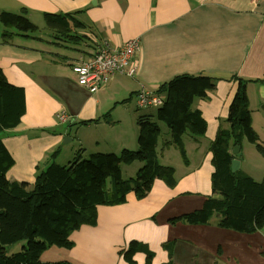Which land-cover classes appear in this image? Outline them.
Returning a JSON list of instances; mask_svg holds the SVG:
<instances>
[{
  "label": "crops",
  "instance_id": "0c3cea01",
  "mask_svg": "<svg viewBox=\"0 0 264 264\" xmlns=\"http://www.w3.org/2000/svg\"><path fill=\"white\" fill-rule=\"evenodd\" d=\"M3 11L24 13L36 26L45 21L46 13L76 12L75 19L82 26L72 33L85 37L70 46L68 40L56 38V31L48 41L10 31L14 35L4 43L5 27L0 23V68L26 95V114L20 124L0 136L15 161L7 175L11 181L32 186L37 169L43 170L56 151L54 161L61 165L67 143L54 130L62 125L58 120L61 112L71 117L68 123L92 121L82 125L95 134L109 105L133 99L137 104L143 88L156 91L181 74L219 79L209 99L194 103L207 131L195 141L190 136L184 139L188 163L178 160L180 153L174 146L164 149V142L160 147L158 143L163 165L174 166L169 162L171 155L185 168L179 172L174 166L176 186L168 187L158 179L144 199L130 194L123 205L100 206L96 226L75 231L70 250L50 248L46 260L42 257L44 262L129 264L121 251L138 241L153 253V264H264V228L250 234L223 229L218 226V214L203 225L176 220L202 208L213 193L210 143L219 128L227 127L229 106L239 87L232 77L246 81L252 127L261 139L264 135V84L255 82L264 77V0H0V13ZM131 39H139L141 45L135 76L117 75L97 94L78 84L73 66L93 56L102 41L120 47ZM61 49L69 50L70 55L62 54ZM97 117L99 123L91 120ZM108 142L116 154L138 149L133 137L103 140V144ZM93 143L92 149H100L101 139ZM79 144L88 143L81 139ZM240 169L253 171L244 149ZM146 259L147 254L139 252L134 264H145Z\"/></svg>",
  "mask_w": 264,
  "mask_h": 264
},
{
  "label": "trees",
  "instance_id": "16d2710c",
  "mask_svg": "<svg viewBox=\"0 0 264 264\" xmlns=\"http://www.w3.org/2000/svg\"><path fill=\"white\" fill-rule=\"evenodd\" d=\"M44 18L47 27L56 31L58 39L68 40L69 43L85 38L72 33L73 29L82 26L75 19L76 12L46 13ZM0 23L5 28L16 29L17 34L23 37L38 32L37 26L25 15L3 11L0 13ZM13 35L4 30L3 42L9 43ZM231 79L237 81L239 87L229 106L227 127L219 128L210 143L213 193L205 199L202 208L176 220L203 225L218 214L220 228L250 234L264 228V177L257 182L241 169L233 172L235 156L232 151L235 147H241L242 152L243 141L247 139L264 158V146L252 127L246 81L236 76ZM218 80L205 74H181L156 90L165 97V101L157 109L155 118L168 126L171 135L163 148L174 146L185 163H188V158L184 136L188 134L197 140L207 131V123L201 111L194 108V103L209 99ZM255 82L264 84V77ZM25 114L24 88L11 84L0 68V134L16 128ZM137 123L139 134L136 151L123 149L119 154L94 153L86 159L79 151L68 166L54 161L58 155L56 151L43 170L37 169L32 186L8 178L15 161L0 137V264H70L68 261L44 262L42 255L52 247L72 249V234L83 226H96L100 206L123 205L130 194L144 199L158 179L168 187L176 186V170L160 161L158 143L161 131L158 124L149 115L140 116ZM135 162L141 163L136 176L124 179L122 167ZM22 242L25 244L19 252L8 254L9 246ZM139 252L147 254L145 264H153V253L138 241L130 242L121 255L126 262L134 264V257Z\"/></svg>",
  "mask_w": 264,
  "mask_h": 264
},
{
  "label": "rangeland",
  "instance_id": "374dc122",
  "mask_svg": "<svg viewBox=\"0 0 264 264\" xmlns=\"http://www.w3.org/2000/svg\"><path fill=\"white\" fill-rule=\"evenodd\" d=\"M7 12H9V11H7ZM20 15H25L29 19V17L24 13L20 14ZM32 20H34L35 22L37 20L36 17H34V15L32 17ZM37 28H38V32L33 34L34 37L42 38L46 41L53 39L54 31L49 29L46 26L45 21H42V23L37 25ZM6 29L8 31H16L17 32V30L12 28V27L5 28V30ZM51 37H52V39H51ZM68 44H70V46H74V44L70 41ZM77 47H80L81 49H83L82 45H77ZM60 52H62V54H65V55H70L69 50L61 49ZM154 92H156V91H154ZM156 93H158V92H156ZM158 95H160V94H158ZM109 106H111V107L107 113L108 115H106L105 118L102 119V121L100 123V128L96 131L95 134H90L89 131L83 127L84 125L80 124L82 122L81 120L74 122V123L62 124V125H60L54 129L56 131V134L58 136L62 137L63 143H64L66 138H68V140H72V141H69L67 143V148H66L67 150H65L67 152H64L60 158L59 162H60L61 166H68L74 160L76 154L79 151L83 152V156H84L83 158L84 159L89 158L91 153L95 152L92 150H100L97 153H113V151H111L112 146H107V145H111V143L108 142V144H103L104 139L107 141H111V140H114L116 137H125L128 140H130L133 137L134 140L135 139L137 140L138 134H139V127H138L137 122H138L139 117L143 116V115L151 116L152 120L158 124L160 131H161V136H160V140H159L160 141L159 147L161 146L162 142H166L167 140L171 139V135H170V131L168 129V126L163 122L157 121V119L155 118L154 114L156 113V111L158 109L157 107L151 106V108H139L136 104L135 99H133L132 101H130V100L122 101L121 103H118L117 105L111 104ZM97 118L96 119L94 118L91 120L98 121V123H99V120H101V119L100 118L97 119ZM88 121H90V120H88ZM90 123H92V121H90ZM98 123H96V124H98ZM1 134H0V136H1ZM188 136H189L188 134L185 135L184 139L186 140ZM80 138L86 140L88 144L84 147L81 146L79 144V142L81 140ZM98 139H101L100 149H92V147L95 145V143H93V142L97 141ZM45 142L46 141H40V143H45ZM183 143H184V141H183ZM260 143L262 144V146H264V135H263ZM242 149H244V150H246V152H248V160L253 165L252 173H247V174H249L257 182H261L263 177H264V158L258 153L256 146L251 144L250 142H248L247 139H244ZM129 150H132V149H129ZM136 150L133 149V151H136ZM92 154H94V153H92ZM186 156H187V154H186ZM168 157H169L170 164L177 166L179 172L184 171L185 168L180 164V162H178V160H179V161H182L183 164L185 163L182 159L181 154H178V156H177L178 160L172 158L171 155H168ZM190 161H192V160L190 159ZM136 165L140 166L139 162H135V164L133 166H125V165L123 166L122 176L124 179H130V178H134L136 176V173L139 170V166H138V170L135 169ZM174 166H171V167H173L176 170V167H174ZM210 182H211V178H210ZM199 196H202V195H199ZM194 197H196V196H194ZM24 244L25 243L22 242V243H17L15 245L9 246L7 248L8 254H13V253L19 252L22 249ZM55 248L56 247H54L53 248L54 250H51V251H56V250L58 251V249L57 248L55 249ZM46 255H47L46 252L42 255L43 259H44V257H46ZM44 260H46V259H44Z\"/></svg>",
  "mask_w": 264,
  "mask_h": 264
},
{
  "label": "built area",
  "instance_id": "2783aa9c",
  "mask_svg": "<svg viewBox=\"0 0 264 264\" xmlns=\"http://www.w3.org/2000/svg\"><path fill=\"white\" fill-rule=\"evenodd\" d=\"M141 50L139 39H131L120 47H113L108 41H102L93 56L85 61L75 64L73 72L77 76L80 86L91 94H97L117 75L133 77L137 73L136 57ZM165 97L143 88L138 94L137 106L139 108H157L163 106ZM60 123H68L71 117L61 112L58 115Z\"/></svg>",
  "mask_w": 264,
  "mask_h": 264
},
{
  "label": "water",
  "instance_id": "95a60500",
  "mask_svg": "<svg viewBox=\"0 0 264 264\" xmlns=\"http://www.w3.org/2000/svg\"><path fill=\"white\" fill-rule=\"evenodd\" d=\"M64 143H68V139H65ZM241 147H235L232 151L233 155L235 156V159L232 161V171L236 172L240 170V164H241Z\"/></svg>",
  "mask_w": 264,
  "mask_h": 264
}]
</instances>
